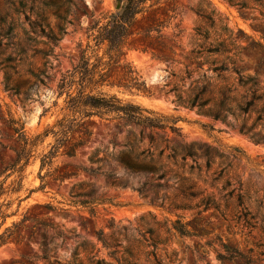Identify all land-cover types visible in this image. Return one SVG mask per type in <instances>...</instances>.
<instances>
[{"label":"rangeland","instance_id":"rangeland-1","mask_svg":"<svg viewBox=\"0 0 264 264\" xmlns=\"http://www.w3.org/2000/svg\"><path fill=\"white\" fill-rule=\"evenodd\" d=\"M18 1L0 0V168L2 163L11 162L21 147L7 120H20L25 135L32 140L49 128L63 113L57 83L78 63L88 41L86 28L120 9L116 0H84L89 15L77 14L67 26V34L54 48L50 79L46 85L34 87L26 99V84L33 82L29 71L43 63L35 52L45 46L30 40L25 16L16 10ZM25 1L28 5L33 1L47 22L56 25L54 10L44 7L43 0ZM263 6L264 0H163L139 16L135 31L160 24L161 32H153L149 39L143 32L131 36L121 61L122 66H132L139 73L146 89L118 86L119 76L113 68L110 80L115 84L103 91L151 112L145 115L178 119L180 133L95 116L88 122L92 135L85 137L86 143L78 147L76 156L65 155L61 148L53 162L43 168L41 157L55 137L49 135L43 143L30 144L31 156L21 187L14 182L17 173L4 185L0 200L9 203L6 213L10 216L0 233L24 215L30 219L18 229L17 239L0 246V264H96L98 259L103 264H247L248 258L254 264H264V119H258L264 104L247 105L251 98H242L247 93L238 87L220 108V89L236 86L237 75L218 70L232 68L234 61L245 75L257 74L264 88ZM197 28L207 40L197 35ZM146 41L152 48H144ZM219 42L230 52L207 51ZM98 52L103 48L95 50ZM8 58L14 68L6 71L12 85L21 87L20 94L6 87L2 62ZM203 86L200 99L210 101L200 110L191 108L189 97ZM239 104L247 106L246 110L241 111ZM216 112L219 118L213 116ZM242 125L250 131L241 132ZM151 135L155 148L169 147L165 155L172 148L180 154L184 145L192 147L199 169L183 174L201 193L191 200L192 208H176L183 197L173 177L182 173L172 160L154 162L163 178L153 172H130L120 163L126 143L134 145L143 137L141 147H145ZM95 153L98 161L91 163L89 158ZM83 167H99L101 173L90 174ZM232 189L236 190L229 195ZM205 196H210L212 206L196 207ZM79 200L95 201L83 205ZM181 226L193 234H181L177 229ZM100 232L109 246L99 240ZM43 239L46 259L41 258ZM236 251L243 256L226 258L238 255ZM220 254L225 258L220 259Z\"/></svg>","mask_w":264,"mask_h":264},{"label":"trees","instance_id":"trees-1","mask_svg":"<svg viewBox=\"0 0 264 264\" xmlns=\"http://www.w3.org/2000/svg\"><path fill=\"white\" fill-rule=\"evenodd\" d=\"M163 0H116V3H120V9L108 12L101 19L94 20L87 28V44L84 49L81 50V56L78 63L73 68L62 75L57 83V99L63 97V106L60 110L63 112L54 123L42 133L35 136V138L29 139L24 133V126L20 120L10 118L7 123L12 127L14 133L18 134V141L21 144L20 150L16 151L15 158L12 159L7 165L2 163L0 168V177L8 171L3 180L0 181V197L5 192V183L7 179L14 173L18 174L17 180L14 182L17 188L21 187L23 181V172L25 166L28 164L31 150L28 148L30 144H36L39 140L43 143L45 138L49 135L55 137V141L51 144L50 149L41 157V167L46 164H51L53 158L57 155L61 148L65 155L69 157L76 156L78 147L83 146L86 141L85 137L92 135L89 129L88 122L93 117L98 116L101 119L105 116L111 119H118L123 121L126 125L144 126L147 128L166 129L169 128L172 132L180 133V128L176 126L178 119H169L167 117L155 118L150 115H145L144 112L150 111L142 106L132 103L123 102L122 99L116 95H110L103 91L105 86L114 85V81H111V71L115 68L116 76L119 80L116 82L118 86H122L126 89H136L138 91L146 89V82L142 79L139 73L132 66H122V56L125 53V48L131 36L143 32L146 39L152 37L153 32L160 33L161 25H148L142 31H135V25L139 16L146 13L155 5H159ZM28 5L25 0L18 1L17 12L22 13L25 16L26 22L29 25V32L31 33L30 40L35 44L42 43L44 48L36 50L35 54L39 55L42 60V66L30 70L29 73L33 78V82L27 83L25 87L26 99L28 94L40 85H46V81L51 77V71L54 69L52 59L56 58L54 54V48L58 46L59 42L67 34V26L73 24V20L77 19L76 15L88 16V5L84 0H43L42 4L46 8L54 10L56 18V25L51 26L47 20L43 11H38L33 5ZM241 6H245L241 4ZM264 7V6H263ZM204 18H210L203 15ZM227 31V28H225ZM196 33L200 38L208 39V36L203 33L200 28H197ZM264 37V35H263ZM40 38H43L42 40ZM229 39L232 40L231 35ZM146 48H152L150 41H146ZM214 48H209V53H226L230 52L228 49L223 48V42L216 44ZM102 53H95L96 49H102ZM91 52L92 55H89ZM191 53H195L193 50ZM11 59H5L3 69L5 70V83L6 87L13 91L14 94H20L21 87L19 85H12L11 76L8 75V69L14 67L9 65L8 62ZM234 66L232 68L224 67L218 69L221 71L235 72L237 75V84L230 87H222L220 89L221 101L219 107H224L225 101L231 99L230 94L236 93L237 88H244L246 95L242 98L246 100L250 97L251 100H247V105L256 106L257 103L264 104V88L261 85L258 75H245L243 70L235 65V62H231ZM121 67V71L118 72L117 68ZM217 70V69H216ZM205 90V86L195 89L189 97L188 106L191 108L198 107L202 109L210 100L201 101L200 94ZM181 96L178 95V100L181 101ZM56 101L55 105H57ZM241 111L246 110L239 104ZM215 118H219V112L213 114ZM107 118V119H108ZM258 119H264V106L259 112ZM241 132L250 131L245 125L240 127ZM73 133H75L73 135ZM144 146L143 137L138 138V141L134 145L129 142L124 145V150L121 151L119 161L130 172H153L159 174L157 171L159 168L154 162L159 161L162 158L172 160L173 164L181 170V173L176 172L174 177L176 179L175 184L179 185L180 195L183 197L181 204L176 208L189 209L192 208L190 204L191 200L198 198L201 194L197 192L194 184L190 183V180L183 176L184 173L192 174L194 169H199L197 161L195 160V153L191 146L184 145L181 148V153L177 154L175 148H172L166 155V149L169 147L157 149L154 146L152 135L150 136L148 146ZM207 155V153H206ZM97 154L91 155L89 160L91 163L97 162ZM95 159V160H94ZM192 161V163L189 162ZM83 170L90 174L101 173L100 168L83 167ZM68 173H64L66 176ZM111 177V174H108ZM163 172L158 175V178H163ZM230 185L229 183H227ZM157 186H161L158 184ZM143 186L139 188L142 190ZM17 190V189H16ZM236 189L230 190V194L234 193ZM74 194V193H72ZM79 194H75L78 196ZM240 204L242 205V195L238 193ZM210 196L201 197L195 204L196 207L203 206L205 209L209 208L213 204L210 202ZM95 200H79L77 202L86 205L94 203ZM214 207L219 210V205L214 203ZM9 203H3L0 200V229L5 225L7 218L10 214L6 213V208ZM51 208V207H49ZM91 213H95L91 209ZM30 218L26 215L22 217L20 221H13L11 225H8L0 233V246L6 243L9 239H17L19 237L18 229L24 227V223ZM184 226V225H183ZM183 226L177 227L179 232L183 235L193 234ZM18 234V235H17ZM16 235V236H15ZM99 240H101L105 246H109L104 239L103 234L98 233ZM43 255L41 258L46 259L47 249L44 239L42 241ZM238 255L231 254L226 258H234V256H243V253L236 251ZM226 255H219L220 259H224ZM105 263L103 260L98 259L96 264ZM247 264H254L251 259H247Z\"/></svg>","mask_w":264,"mask_h":264},{"label":"water","instance_id":"water-1","mask_svg":"<svg viewBox=\"0 0 264 264\" xmlns=\"http://www.w3.org/2000/svg\"><path fill=\"white\" fill-rule=\"evenodd\" d=\"M120 7H121V4H118V5H117V8H120Z\"/></svg>","mask_w":264,"mask_h":264}]
</instances>
